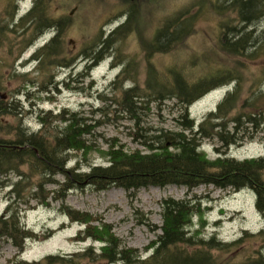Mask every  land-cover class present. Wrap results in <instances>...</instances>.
I'll return each mask as SVG.
<instances>
[{"label": "rangeland", "instance_id": "374dc122", "mask_svg": "<svg viewBox=\"0 0 264 264\" xmlns=\"http://www.w3.org/2000/svg\"><path fill=\"white\" fill-rule=\"evenodd\" d=\"M34 2L35 0H18V13L15 17L17 21L33 8ZM128 2L131 1L54 0L51 8L53 15L58 23H62L61 56L68 57L69 62L73 61L66 69L60 68L57 62L46 61L42 66L38 62H31L32 55L54 36V32L38 37L19 59L17 57L25 41L20 37L23 33L12 30V33L1 37L0 104L12 107L8 108L7 114L0 113V139L14 138L12 128L19 125L30 133L39 132L40 118L46 119L51 111L52 117L60 115L63 110H69L71 114L82 113L81 117L88 121L102 122L97 131L100 139L96 142V150L87 160L77 153L69 155L68 168L81 165L86 172L88 165L92 163L107 166L105 153L109 149V140H118L127 152L145 151L138 144L139 137L135 136L136 118L126 112L116 111L114 102L106 103L111 106V112L93 114V111L105 106L101 98L116 89L115 82H119L120 87L123 83V90L138 85L144 89L151 70L167 72L172 67L173 70L179 67L187 73L186 76L196 79L198 75L207 76L219 68H234L231 59L222 51L220 42L222 36L229 30L231 33L234 25L238 24L237 20H234L233 9L229 8L230 0ZM11 5L12 0H0V22L11 21ZM223 5L225 14L221 15L217 8ZM130 6L134 8L131 14L133 21L122 31L124 36L113 40L114 48L111 52L93 70L85 72L89 63L82 53L90 51V47L98 44L100 40L110 39L115 29L125 25L128 22ZM72 11H75L73 15ZM184 11L188 13L184 14ZM191 13H198L193 35L176 51L169 54L154 53L149 57L146 47L152 43L159 29L170 19L179 15L188 17ZM16 24L13 22V27H16ZM231 26L232 28H227ZM254 28L257 29L258 37L263 40L264 18L255 23ZM248 31H252V28L249 27ZM259 56L261 58H254L258 59L257 62H254V59L244 62L243 57L237 63L243 74L242 99L252 97L255 91L257 98L262 99L260 96H264V43ZM232 88L231 85L213 90L190 107V119L196 126L210 112L216 110ZM122 91H118V97ZM17 92L19 98L16 97ZM115 94L116 92L112 95ZM180 113L181 106L178 101L167 100L163 104L152 103L150 110H140L138 115L141 127L145 130H178L176 119ZM239 136L246 137L247 141L228 150L227 154L231 158L239 161L264 158V126H252ZM217 147H221L217 140H206L200 150L205 152L210 160H214L217 157ZM56 180L62 181L63 177L59 175ZM30 188L31 186L26 188V194L30 193ZM53 189H57V186H45V191ZM33 192H36V189ZM10 199L9 189H0V214L5 212ZM169 199H193L196 204L201 203V214L192 219L191 231H200L206 238L217 234L223 242H232L242 237L245 232L257 235L264 230V214L256 208V197L250 190L234 192L213 186H201L188 191L185 187L171 185L163 188L151 186L128 192L119 187L97 191L88 186L72 191L67 196L65 205L87 215L91 220L90 224L70 221L60 210L61 202L54 200L50 193V208L35 207L23 214L22 225L36 233L37 238L28 241L21 256L11 242L0 241V264H15L20 260L39 262L49 255L63 256L67 261H71L68 260L70 258L81 260L82 257L78 256L89 247H94L99 254L102 245L86 239L83 231L87 226L100 228L103 225L111 226L114 235L124 245L139 251L144 259L148 258L152 253L151 250L147 251V248L161 234L162 203ZM32 201L35 206L36 201ZM252 246L259 248L261 243ZM89 264L101 263L90 261Z\"/></svg>", "mask_w": 264, "mask_h": 264}, {"label": "trees", "instance_id": "16d2710c", "mask_svg": "<svg viewBox=\"0 0 264 264\" xmlns=\"http://www.w3.org/2000/svg\"><path fill=\"white\" fill-rule=\"evenodd\" d=\"M17 2L12 0L11 21L0 22V39L12 30L23 33L20 37L25 41L17 57L19 59L38 37L54 32V36L32 55L31 62H38L40 66L46 61L57 62L60 68H69L73 61L69 62L68 57L61 56L62 23H58L53 15L51 8L54 0H35L33 8L18 21L15 18ZM224 6L217 8L221 15L225 14ZM229 8L233 9L234 20L238 24L233 28L227 27L232 28L231 33L229 30L220 42L222 51L231 59L234 68H219L207 76L198 75L196 79L186 76L187 73L179 67L174 70L172 67L167 72L151 70L146 88L141 89L138 85L123 90V83L120 87L119 82H115L116 89L101 98L105 106L93 111L98 115L111 112V106L106 103L114 102L116 111L135 117V136L139 137L138 144L145 151L127 152L124 145L112 139L107 141V166L92 163L86 172L81 165L68 168V158L72 153L87 160L96 150V142L100 139L97 131L102 126L101 121H88L81 117L82 113L71 114L69 110H63L55 117H52V111L48 112L46 119L40 118L41 129L37 133H30L19 125L12 128L14 138L0 139V189H9L11 198L5 212L0 214V241L11 242L21 256L28 241L37 238L36 233L22 225L23 214L35 207L50 208V193L54 200L61 202L60 210L70 221L90 224L87 215L65 205L72 191L88 186L97 191L119 187L128 192L171 185L185 187L188 191L201 186L234 192L250 190L256 197V208L264 214V158L239 161L227 154L231 147L247 141L239 134L252 126H264V96L257 98L255 91L252 97L242 99L243 74L237 65L243 57L244 62L261 58L259 52L264 39L258 37L253 25L264 18V0H230ZM133 12L134 8L130 6L125 25L115 29L110 39L100 40L90 47V51L82 53L89 63L85 72L93 70L104 60L114 48L113 40L124 36L122 31L133 21ZM186 13L188 11H184ZM197 17L198 13H191L188 17L179 15L170 19L146 47L148 56L176 51L193 35ZM13 22L17 23L16 27H13ZM249 27L252 31H248ZM257 60L254 59V62ZM231 85L232 91L216 110L196 126L190 119V107L213 90ZM120 90L123 91L118 97ZM16 94L19 98V92ZM167 100H176L181 106V113L176 119L178 130L143 129L139 111L150 110L152 103L163 104ZM11 107L0 104V113L7 114ZM206 140H217L221 145L215 149L217 157L214 160L200 150ZM59 175L63 177L62 181L56 180ZM48 184L57 186V189L45 191ZM28 186H31L30 193L26 194ZM34 189L38 193L33 192ZM32 200L36 201L35 206ZM162 210L161 234L147 248L152 253L148 258L144 259L139 251L124 245L114 235L111 226L103 225L100 228L87 226L83 231L86 239L102 245L99 254L94 247H89L78 256L82 257L81 260L70 258L68 260L71 261H67L63 256L49 255L39 262L20 260L15 264H89L90 261L101 264H264V230L257 235L245 232L235 241L223 242L217 234L206 238L200 231H191L192 219L201 214V203L196 204L193 199H169L162 203ZM258 241L261 246L253 247L252 244H259Z\"/></svg>", "mask_w": 264, "mask_h": 264}, {"label": "water", "instance_id": "95a60500", "mask_svg": "<svg viewBox=\"0 0 264 264\" xmlns=\"http://www.w3.org/2000/svg\"><path fill=\"white\" fill-rule=\"evenodd\" d=\"M74 12H75V11H72L71 15H73V14H74ZM4 98H5V97H4Z\"/></svg>", "mask_w": 264, "mask_h": 264}]
</instances>
